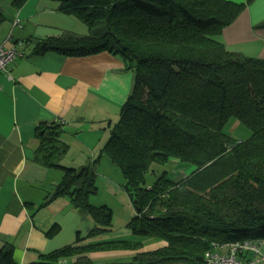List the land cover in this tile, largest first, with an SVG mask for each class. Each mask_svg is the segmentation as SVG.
<instances>
[{"label":"trees","instance_id":"1","mask_svg":"<svg viewBox=\"0 0 264 264\" xmlns=\"http://www.w3.org/2000/svg\"><path fill=\"white\" fill-rule=\"evenodd\" d=\"M27 1L14 0L13 5L20 9ZM58 1L59 10L78 18L89 34L22 41L16 48L23 56L30 46V56L53 52L80 58L107 52L135 77L93 165L62 164L70 150L62 122L37 127L36 161L63 173L55 199L68 198L95 226L88 237L78 236L75 245L30 264H65L63 260L74 257L79 258L73 264H208L207 254L223 255L231 245L263 242L264 60L231 52L217 39L251 1ZM5 20L0 7V24ZM257 28L264 29V21ZM231 120L251 136L238 141L226 133ZM104 155L124 175V190L135 208L127 228L142 241L78 246L113 231L112 210L90 203L98 192L96 166ZM171 159L191 163L196 170L180 182L163 174L146 188L152 165ZM58 231L56 225L46 234L52 237ZM156 240L166 246L143 251L144 241ZM119 250L136 253L127 262L111 263H93L84 256ZM0 264H17L12 248L0 250Z\"/></svg>","mask_w":264,"mask_h":264},{"label":"crops","instance_id":"2","mask_svg":"<svg viewBox=\"0 0 264 264\" xmlns=\"http://www.w3.org/2000/svg\"><path fill=\"white\" fill-rule=\"evenodd\" d=\"M228 1L246 4L249 0ZM250 1L217 39L231 52L264 60V29L257 28L264 21V0ZM13 2L0 0L6 17L0 24V45L7 49L33 38L90 32L74 15L62 13L58 0H28L20 9ZM16 19L21 21L18 26ZM31 47L11 64L9 74L0 72V250L12 248L17 264H30L41 255L75 245L81 233L95 226L90 216L75 209L68 198L55 199L54 189L61 184L63 173L36 161L37 127L62 122L63 138L70 145L62 164L71 168L93 165L119 120L135 77L133 72L125 71L121 59L107 52L80 58L53 52L30 56ZM99 168L110 175L106 186L113 193V164L102 157L96 170ZM100 180L104 183L103 177ZM115 190L129 213V196ZM132 213L135 216V209ZM56 225L58 233L49 237L46 233ZM129 231L124 226L119 233L115 230L78 246L126 238L132 235ZM135 253L119 250L87 255L113 261ZM78 258L63 262L73 264Z\"/></svg>","mask_w":264,"mask_h":264},{"label":"rangeland","instance_id":"3","mask_svg":"<svg viewBox=\"0 0 264 264\" xmlns=\"http://www.w3.org/2000/svg\"><path fill=\"white\" fill-rule=\"evenodd\" d=\"M235 126H236L235 120H231L225 128V132L228 133L233 138L237 139L238 141L247 140L251 136L250 130L247 129L246 127L240 124L238 127H235ZM98 156H99V153H98ZM103 157L104 159L109 161L105 155ZM100 169L103 170V168H99L98 170H96V172H98L97 173L98 174V180H97L98 192L96 195H93L92 197H90V203L97 207L108 206L112 210L113 212V219H112L113 220V225H112L113 232L115 230H116V233L121 232V229H123L124 226L129 231V229L127 228V224L133 219L132 216H134V213H132V209H135L133 202L131 201L130 212L128 213L124 203L119 198L117 190H115V189H118V191L119 190L125 191L124 185L126 184V180L124 178V175L117 166L113 165V172H112L113 173V184L116 188L113 189V193H112L108 191V188L106 186V181H108L107 178H109L108 176L110 175L103 173ZM195 170H196V166H194L193 164L187 163V162H181L175 159H171L165 165L153 164L149 173L146 174L145 187L148 189L152 188L163 174H165L170 181L180 182L187 176L191 175L192 172H194ZM102 177L104 178L103 180L104 183L100 182L101 181L100 179ZM59 204L60 202L56 205L58 206ZM83 214L89 217L88 214L84 212ZM128 214H132L131 217H128L129 216ZM90 232L91 231H89L88 233L83 232L81 233V236L86 238L89 236ZM84 234H87V235H84ZM89 240H91V238L86 239V241H89ZM119 240H126V241L137 240L136 242L142 241L140 238L135 237L133 234L131 236H128L126 238H122ZM91 243L92 242H89V244ZM143 243H144V248H145L144 251H154V250H157V249H160L166 246V243L164 241H157V240L155 242H149V243L147 241H144ZM84 256L93 263H103V262L110 263V262H116V261L127 262L131 258L130 256L119 257L111 261L109 259L102 258L101 255L98 256L97 260L91 259L90 257H88L87 254Z\"/></svg>","mask_w":264,"mask_h":264},{"label":"built area","instance_id":"4","mask_svg":"<svg viewBox=\"0 0 264 264\" xmlns=\"http://www.w3.org/2000/svg\"><path fill=\"white\" fill-rule=\"evenodd\" d=\"M16 19L15 25H20ZM23 53L18 48L7 49L0 45V72L9 74L11 64ZM263 242H245L241 245H231L225 254H207L208 264H264Z\"/></svg>","mask_w":264,"mask_h":264},{"label":"water","instance_id":"5","mask_svg":"<svg viewBox=\"0 0 264 264\" xmlns=\"http://www.w3.org/2000/svg\"><path fill=\"white\" fill-rule=\"evenodd\" d=\"M52 196H54V195H52Z\"/></svg>","mask_w":264,"mask_h":264}]
</instances>
